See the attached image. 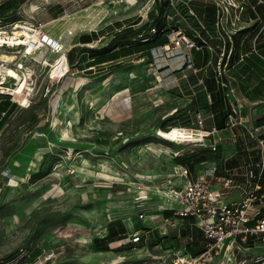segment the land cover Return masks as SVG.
<instances>
[{"label": "rangeland", "instance_id": "1", "mask_svg": "<svg viewBox=\"0 0 264 264\" xmlns=\"http://www.w3.org/2000/svg\"><path fill=\"white\" fill-rule=\"evenodd\" d=\"M33 1L15 9L16 0H0L5 11L0 25L15 22L9 34L23 38V44L31 38L19 20L41 24L62 50L27 49L26 65L35 70L33 98L22 106L9 100L0 114V264H171L182 252L197 253L200 246L176 237L184 221L180 225L172 212L167 214L166 192L181 182L177 165L171 166L175 155L203 141L188 109L201 110L206 129L213 124L204 88L194 85L202 72L196 76L187 70L183 77V58L176 56L106 61L111 28L134 20L145 0L108 7H100V0ZM91 33L97 40L79 43L80 36ZM69 51L74 67L67 65ZM195 58L197 66L207 59ZM1 72L2 85L20 84L15 87L20 90L24 83ZM190 98L199 108L193 102L185 109ZM176 110H186L189 117L173 118ZM179 127L192 131L187 135ZM238 130L220 133L223 156H232L247 141ZM114 220L123 223L126 236L98 251L96 241ZM134 232L143 241L133 247L129 236ZM242 257L248 260L251 254Z\"/></svg>", "mask_w": 264, "mask_h": 264}, {"label": "built area", "instance_id": "2", "mask_svg": "<svg viewBox=\"0 0 264 264\" xmlns=\"http://www.w3.org/2000/svg\"><path fill=\"white\" fill-rule=\"evenodd\" d=\"M44 2L48 3L47 0ZM137 2L100 0L99 4L100 7H108L109 4L132 6ZM142 8L134 19L137 25L149 22V35H160L166 41L149 49L147 56L138 55L143 60L149 57L153 61L182 57L183 77L187 76V70L190 75L202 72L194 85L203 86L208 104L212 101L203 78L207 66L212 65V57H216L213 78L225 91L224 99L228 104L225 125L222 129L212 127L210 131L204 130L205 117L200 110H195L193 123L203 138V141H198V146L217 153L222 140L220 133L236 128L247 140L232 156L202 161L193 172L186 166L177 165V177H181V182L178 186L170 185L166 192L171 212L174 218L179 219L180 225L183 219H187L191 227L200 231L203 250L193 256L182 252L174 257L171 264H264V123L259 122L264 118V99L248 101L229 76L230 70L244 56L251 52L258 54L255 45L258 36L264 35V0H145ZM19 21L31 38L23 44H18L23 42V38L17 39L18 36L9 34V28L15 27V22L5 27L0 25V55H13L15 58L7 62L0 57V87L6 90L0 92V96L22 106L23 102L29 104L36 88L35 70L26 65L27 57L31 55L27 56L25 52L28 48L61 51L62 46L57 40L55 43L50 40L41 24ZM147 40L144 38L142 41ZM21 54L26 56L25 59ZM195 55L207 57L205 64L197 66ZM231 57L237 58L230 63ZM6 67L20 74V83L24 84H21L19 92L15 93L16 85L1 84L4 76L1 71ZM233 81L236 88L232 87ZM235 90L239 93L234 97L231 94ZM190 96L195 97V92ZM213 117L214 113L210 112L208 118ZM178 129L187 135L192 131L184 127ZM172 130L170 128L169 132ZM209 137L212 139L207 141ZM235 137L236 134L232 133L233 143L236 142ZM139 210L137 215L143 218L142 209ZM165 221L170 222L169 219ZM172 223V226H180L175 221ZM176 236H180L179 230ZM141 238L139 232H134L129 236V242L139 243ZM186 239L192 240L191 237ZM246 253L251 254L248 260L242 257Z\"/></svg>", "mask_w": 264, "mask_h": 264}, {"label": "trees", "instance_id": "3", "mask_svg": "<svg viewBox=\"0 0 264 264\" xmlns=\"http://www.w3.org/2000/svg\"><path fill=\"white\" fill-rule=\"evenodd\" d=\"M25 0H16L14 3L15 9L19 7L21 4H23ZM0 5V16L4 14V9ZM261 12V9H259ZM262 17H264V13H262ZM150 23L145 22L142 25H137V20H132L130 22H127L125 24L122 23H115L114 27L111 28L110 31V38L111 42L108 46H110V50L105 53L107 55L108 60H115L120 57H126V56H132V55H138L139 53L143 54L144 56H147V51L157 44L164 43L166 39L160 35L157 36H150L148 33V30L150 28ZM255 34V30L252 32V36ZM97 34L91 33L87 35H82L79 37V43L86 46V44L91 43L93 40H97ZM141 36V37H140ZM144 38H147V41H142ZM88 48V47H86ZM255 49L257 50L256 54L255 52H251L247 56H244L242 61L240 63H237L233 69L230 70L229 75L231 74V78L236 82L237 88L241 95L247 99L248 101H255L264 99V59H262L260 56L264 57V35H259L256 40ZM92 52V51H91ZM101 54V53H100ZM104 56V55H103ZM102 57L101 55H96V58ZM237 58V57H236ZM235 58V59H236ZM66 59L68 62V65L70 67L75 66L74 59L72 58L70 51L66 54ZM232 57L230 58V63L235 61ZM216 62V57H212V65L207 66L206 73L203 78L204 86L206 90L210 93L211 96V104H209L210 112L214 113V117L212 120V126L209 129H206L204 127V130L210 131L212 127H215L216 129H222L225 125V119H226V110L225 108L228 106L227 102L224 99L225 91L217 86L215 79L213 78V65ZM82 69V68H80ZM242 79H246L247 86L242 85ZM0 114L1 112H4L7 105L9 104V98L8 97H1L0 96ZM194 102V106L198 107L197 100L192 99L189 104L186 106H189ZM207 107V106H206ZM196 108V109H197ZM208 108V107H207ZM184 109V108H182ZM180 109V110H182ZM186 110L183 112H179V110H176V112L173 114H179L175 115L173 118H184L189 117V115L186 113ZM189 110V111H188ZM188 113L192 115L194 113V109H188ZM192 111V112H191ZM201 111V110H200ZM192 113V114H191ZM187 114V115H186ZM260 123H264V118H262ZM219 148L217 150V153L212 152L211 150L203 147H198L196 149H191L188 151H185V153L181 155H177L174 157V162L177 165L186 166L190 171L193 172L194 166L198 163L205 161L207 159L212 158L214 155H218ZM171 211H168L167 214H170ZM184 223L182 230H180V236L187 238L191 237V241H186L188 245L192 246H200V250L195 253L189 254L196 255L200 253L203 250V239L201 236L200 231L195 228L191 227L189 225V220L183 219ZM108 233L105 237L101 238L99 241H96L99 243L96 244V249L98 251H106L108 250V244L110 242H114L117 240H121L126 236V229L123 225V223L119 220L111 221L108 224ZM199 233V235H198ZM179 236V237H180ZM178 237V236H176ZM157 242L159 239H156ZM155 243L150 244L154 245ZM141 241H143V238H141ZM140 241V242H141ZM137 243H131L133 247ZM141 244L140 246H143ZM30 246V245H29ZM32 252H40V249L31 248L28 249Z\"/></svg>", "mask_w": 264, "mask_h": 264}, {"label": "crops", "instance_id": "4", "mask_svg": "<svg viewBox=\"0 0 264 264\" xmlns=\"http://www.w3.org/2000/svg\"><path fill=\"white\" fill-rule=\"evenodd\" d=\"M195 57H200V56L195 55V56H194V59L196 60ZM134 102H135L134 99H133L132 101H129V109H130V110H131V109H134V107H133ZM118 114H120V112H118ZM211 139H212V138L209 137V138L206 139V140H207V141H210ZM180 154H181V153H178V155H180ZM222 154H223V153L220 154V152H218V155H219V156L214 155V156L212 157V159H218V158L225 157V156H223ZM174 165H177V164H175V162L173 161L171 166H174ZM195 167L197 168V165H195L194 168H195ZM198 169H199V167H198ZM198 169H197V170H198ZM160 233H165V230H164V232H162V230H161Z\"/></svg>", "mask_w": 264, "mask_h": 264}, {"label": "bare ground", "instance_id": "5", "mask_svg": "<svg viewBox=\"0 0 264 264\" xmlns=\"http://www.w3.org/2000/svg\"><path fill=\"white\" fill-rule=\"evenodd\" d=\"M34 38V37H33ZM21 43V42H18V44ZM57 62V61H56ZM61 63V61H58V64ZM60 66V64H59ZM7 73H9L8 75L10 77H12L13 79L17 80V81H22L20 75L17 74L16 70H14L13 68H5L4 69ZM16 85H19V84H16ZM20 88V87H19ZM20 90L19 89H16L15 93L16 92H19ZM130 220V219H128ZM176 223H178V221H176ZM68 233V232H67ZM68 235V234H67Z\"/></svg>", "mask_w": 264, "mask_h": 264}]
</instances>
